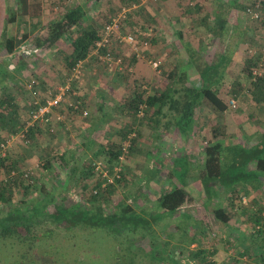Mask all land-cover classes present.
<instances>
[{
  "label": "rangeland",
  "instance_id": "374dc122",
  "mask_svg": "<svg viewBox=\"0 0 264 264\" xmlns=\"http://www.w3.org/2000/svg\"><path fill=\"white\" fill-rule=\"evenodd\" d=\"M37 1L38 0L31 1L33 7V11H31V13L35 16H38V13L42 12V16H45V25L48 26V24L58 20L61 17V13L66 11V8L72 7L76 4L75 2H86L87 0H41L45 5L44 9L38 7L42 3H37ZM121 1L122 0H96L95 4H93L94 15L97 21L96 23L101 29V33L104 26L113 17L120 16L122 22V31L127 34H134L137 37L139 43L142 44L147 42L149 46L148 48L142 49L140 57L138 58L129 46L114 43L113 51L117 52L123 57L124 64L126 66V70L124 72H112L94 58L88 63L90 65L93 63L94 65H98V67L95 68L97 69L96 73L91 75L94 78L92 81H94L96 87L101 88V85L108 86L110 83H113V79L121 84V89H118L116 92H114V96L117 97V99L119 98L121 103L119 104V108L122 110L124 118L128 121V125L126 124L127 121L125 123H118L111 119L109 121L107 118L106 123L103 124L105 134L106 132H109L108 135L111 134L112 137L120 138L121 143L126 139V133L130 134V132L135 131L137 134V138L133 141L132 151L128 154V156H126V160L124 161L122 167L123 177L119 183L115 184V189L111 191L112 196L110 207L113 208L115 205L126 201L130 203V206H134V209L136 210H150L151 207L154 206V202L158 199L160 193H162L167 188H171L172 186H179L177 179L181 177L185 171V166L179 163L178 168L176 169L175 163L178 161V159L186 157L191 169L186 190L193 196L195 201L191 206H186L185 212H187L188 215L193 218L194 224L192 223L190 227L194 229H192L195 231V233L193 232V237H195L197 241L195 242L193 248L191 244H188L189 241H185L187 244H185V248L182 250V253H180L179 264H203L201 259L205 257H207L208 261L213 262V255L215 254V252H213V248L215 243L219 242V235L216 233L217 229L214 228L216 223H213L215 222L212 216L214 211L222 207L228 215L231 217H237L238 211H240V209H244L250 205V199L245 193V189L234 193H225L223 191H219L217 197H213L212 200H209L207 205L206 200L201 199L199 169L204 166V151L213 140L214 128L217 127L219 129L220 135L225 134L226 141L232 140L233 136L231 135L235 134V131L233 130H236L235 125L241 124L243 126L242 130L246 128L245 123L249 122V115L255 110V107L253 103L248 101L249 96H247L248 99L245 100L240 98L239 101H243L244 106H241V104L238 102V105H240L242 108L240 109L238 107V114L233 113L234 116H238L236 119L237 122L235 124V122H233L232 118L230 117V115H232L230 112L222 116V114H219L213 110H208L209 108L205 106L204 109H200L196 112L195 128L192 132V136L189 138H185L174 126H166L169 118L165 119V124L162 122L164 125L163 127L160 123L159 128L155 129L156 124L151 122L152 112L147 115V112L142 110L144 114L143 116H140V114H138L136 117L131 116L128 107L130 96L133 94L134 90H136V83L142 84V89L148 94L164 91L171 84H174L177 88L182 86L179 79L182 73H185V15H183V12L185 11V7L188 5L190 0H139L130 7L126 4L123 5ZM199 1L200 3H205V0ZM240 1H242L241 3H245V6L249 3V0ZM0 2L2 3V0H0ZM141 9L142 11H140ZM124 11L126 12L125 17H123ZM4 13V5L2 3L0 5V41L2 33L4 31L7 32L9 29V25L7 28V23L4 21ZM240 24L241 31L244 32L245 29V33H248V37L245 39L247 42L244 43L245 49L243 51L245 66L243 65L244 67L241 68L240 71L243 74V78H245L246 83L253 84L250 73L251 69L254 67L253 65H255V61L250 57L251 55H249L248 47H254L258 49L259 44L262 42V40H264V25H262V22L255 23L254 21H251L245 15H242V21ZM18 27V31H16V27L13 30L14 35H21L20 33L23 35L26 28L22 32L23 25L19 24ZM32 30L33 29H30V31H28L26 34H31ZM35 36L36 34L33 33L30 36L31 41L27 42L26 44L32 42L33 45H35L37 42V39L34 41ZM196 37L199 36L195 35V38ZM61 48L62 50H60V52L59 50H55L53 52L49 51L50 49L52 50V48L49 49L47 47L45 61L42 60L44 58H38L32 62L25 61V67L15 74L16 79H14V81L16 82L13 84L12 82L7 81L6 86L3 87L4 89H0V95H13L15 92L19 109L23 107L25 110L23 115H28L29 117L31 95L26 89L28 83L35 80L41 90V95L43 97L44 95L50 97L56 95L59 87L67 83L69 80L70 74L67 72L64 66L63 58L64 56L69 55L72 52V49L69 43L66 45L65 43L62 44ZM7 55L8 54H6V52H0V61H3V57ZM151 61H160V67L158 69H154L150 64ZM41 66L43 71L46 73H44V77H41L42 74L37 72L38 68ZM190 76L193 81L189 83V86L199 84V82L196 81L195 75L192 74ZM44 78L51 80H53L52 78H55L53 81H56V84L48 85L46 84ZM82 79L83 78L72 83V92H70L68 95L70 99H84L82 93L83 89L79 86V84L82 82ZM107 88L108 91H111L110 86ZM73 93H75V95ZM227 102L230 105V102ZM262 107L264 108L263 105ZM114 108L117 109L116 106ZM111 112L112 110H109L110 114ZM126 115H128V117H126ZM94 119H96L95 114ZM131 121L134 123L130 124ZM108 122H111V125H109ZM250 122L253 123V121ZM106 126L108 127L106 128ZM165 128L167 134H164V136H160V132L156 131H165ZM22 130L23 129H20L15 134V138L13 140L10 139L9 135H6L4 132L0 131V136L4 138V143L7 144L6 154L12 161L18 160L20 165L19 171H33L38 187H43L45 189L44 195L52 189V186H56L58 179H60L62 184L59 185L60 188L58 191V195L60 197L58 196L59 199L57 203L59 205L61 204V197L64 198L67 195H72L74 199L77 197L76 195L81 194L82 187L76 182L79 172L77 177H74L75 179L68 180L64 173V169H67L65 167L66 164L60 160V156L52 153V151L49 155L46 153V155H43V149L38 148V146H40L39 139L34 137L32 138L31 136L28 138L30 143H26V141L18 136ZM45 131H47V129H45ZM236 139L242 145H247L248 143L250 144L249 140H244V138L242 139L240 136L236 137ZM155 144H159V146L162 147L161 150L164 149V151L167 153L166 155L160 154V156L165 160V168L162 170V172L165 174V177L159 180V186L153 185V187L150 185H145V183L146 179L149 177V175H151V167L149 166L157 159V154H153L152 150L150 149L156 146ZM114 145L115 146H110V148L117 150L119 146L121 147V144ZM81 158L83 162L86 161L84 162L85 164H87V161L93 163L95 161L101 160L104 163H107L108 160V157H105L104 154L97 155V157L92 159H87V155H84ZM78 162L82 164V161ZM47 163L51 164V169L46 168ZM54 164L57 166H54ZM77 166L79 165L75 163L74 167ZM6 172L7 171L4 168L0 167V182L8 178ZM175 173H177L178 176L175 175ZM95 177L96 176L91 175L90 178L87 179L90 186L95 184ZM33 190L35 191L36 188H32V191ZM34 191L32 196L36 197L38 192L34 193ZM140 195L144 197L140 198ZM22 197L23 189L17 188L15 190V199L20 201ZM71 199L72 198L67 200L73 201V199ZM132 201L134 202V205ZM49 211L52 212L53 209L49 208ZM261 214L258 218L259 220L254 223L252 231H255L254 235H262L264 237V233H261L260 230H257V227L264 223V214ZM238 220L241 219L237 217V221ZM42 228L44 230L47 227ZM147 229V226H142L138 234L134 236L132 240H141L140 236L142 235H145L146 238L149 237V231H147ZM59 232L60 233H58V236H56L58 237V240L52 241L53 243L51 245H54L52 247L53 249L59 247L58 242L61 241V239L65 236L64 230H59ZM79 232V236L69 235L65 240L69 239V242H76V237L82 240L89 238L90 241L83 245L85 246V253L82 254V264L150 263L148 258L150 249L149 245L145 243L146 241L139 243L141 246H133L130 244L131 240H124L127 237H121V233V235H118L110 232V230L99 229L94 232L92 231L90 236H87L89 232L88 230ZM161 234L166 236L168 235V231H165V233H160L157 231V233H154V236H160ZM0 245L2 250L3 248L8 250L9 256L14 255V253L19 249L28 250L31 248L36 250V252L42 256V263L40 264H61L60 262H62V260L66 264H75L76 261L74 257L72 258L70 254H67L69 252L67 250H60L55 253V251L50 249L48 246L38 247L36 245L35 247H32L31 244H26L25 246H13L10 244V241H8V243L5 245ZM229 246L227 248L228 250H226V254H228L231 249H234L232 248V245ZM160 249L162 250L160 251L161 254L166 255L167 252L162 248ZM230 259L232 260L234 258ZM234 261L237 262L236 259ZM237 263H239V260ZM171 264L178 263L174 262Z\"/></svg>",
  "mask_w": 264,
  "mask_h": 264
},
{
  "label": "trees",
  "instance_id": "16d2710c",
  "mask_svg": "<svg viewBox=\"0 0 264 264\" xmlns=\"http://www.w3.org/2000/svg\"><path fill=\"white\" fill-rule=\"evenodd\" d=\"M138 1L122 0L121 3L130 7ZM229 1L231 2L230 5L238 10L244 8L240 0ZM189 3L185 7L183 15L186 13L194 16L200 11L198 1L190 0ZM14 5L16 8H13L14 11L10 14L9 29L0 41V52H6L8 55H18L19 59L14 63L15 68L13 70L10 69L7 62L0 61V89L6 86L7 81H14L13 72L22 70L25 67L26 58L31 56L23 53H20L19 56L28 34H23V37L19 39L13 33L18 15H26L31 2L30 0H16ZM85 16L86 12L83 7L73 6V8L61 13L58 20L48 24L45 27L46 31L41 34L35 44L37 48L48 47L50 49L69 43L72 52L63 58L69 76H71L72 69L77 63L86 60L90 56L96 42L100 39L101 29L97 25L88 24ZM261 22L264 25V18ZM34 30H37L36 26ZM93 58L96 59L91 57L90 60ZM179 80L182 84L180 88H175L174 84H171L164 91L154 94H148L142 89V84L136 83V90L130 96L128 107L131 116L136 117L141 110H145L147 115L152 112L151 122L160 124L159 119L166 117L165 110L167 109L170 116L166 126H174L180 134L185 138H189L195 128L196 112L204 104L209 105L217 113H224L228 110L226 103L213 88L215 84L212 73L201 74V83L197 85L189 86L187 73H182ZM259 87L264 88V86ZM260 99L259 97L258 100L260 101ZM17 110L18 107L14 103L12 95H0V131L6 135H14L22 129L21 123H18L19 121L14 117L15 114L17 117ZM128 135L126 133L125 137ZM225 140V134L220 135L219 129L215 127L213 140L204 151V166L202 170L200 169L199 182L201 199L206 200L207 205L209 200L217 197L219 191L225 193L241 191L243 190L242 186L246 184H259L261 177L264 175V143L260 144L258 148L247 151L240 145L231 147L225 145ZM2 143H4V138L0 136V145ZM110 150L107 163H104L107 167L118 165L119 157L122 155L120 146L117 150ZM131 151L132 147L129 153ZM10 160L7 154L5 157L0 156V167L4 168L8 175L7 179L0 182V244L5 245L10 241L13 246H25L26 244H31L32 247L36 245L38 247L48 246L55 253L60 250H67L69 251L67 254L75 258V264H82V254L85 253V246L83 245L90 240L87 237L86 240L76 237V242H69V239L65 240L69 235L79 236V231L88 230L90 233L88 232L87 236H90L92 231L106 229L118 235L122 234L121 237H127L124 239L126 241L128 239L132 241V238L138 234L142 226H147L148 236L153 235L151 233L152 225H150L152 223L148 218L140 215L138 211L141 209L136 210L134 206L124 202L115 205L113 208L110 207L111 191L115 189V184L121 180H117L115 184L108 186L106 189L101 188L100 179H96V183L90 186L87 179L91 175L95 176L96 173L93 163L90 161L85 164L86 161L83 162L80 159L82 167L73 166L71 168L68 166L66 173L70 179H75L74 177H77L79 172L76 182L81 185L82 191L74 199L72 195L61 197V204L59 205L57 203L60 197L58 191L59 185L62 184L60 179H58L56 186H52V189L44 195L45 189L43 187H38L37 184L31 185L25 177L26 172L19 171L18 160H11L12 162ZM253 162H255V170L250 172L247 169ZM181 164L185 165V173L177 180L182 185V181L189 174L190 164L186 157ZM178 165V163H175L176 169ZM46 168L51 169V164L47 163ZM13 172L15 173L14 176H12ZM121 175L123 177L122 172ZM175 175L178 176L177 173ZM181 185L167 188L160 194L156 204V209L160 212L157 218L153 217L155 223L163 220L162 215L164 213L176 217L185 210L186 206H191L195 201L193 196L185 189L186 186L184 188ZM17 188L23 189V197L20 201L15 199ZM32 188H36L35 191L33 190L34 193L38 192L36 197L32 196ZM94 190H98V193L93 194ZM70 198L73 201L67 200ZM49 208H52L53 211H49ZM145 210L143 209V211ZM214 217L224 226H227L230 220L222 207L214 211ZM184 220L186 227L192 225V223L194 224L193 218L187 212H185ZM42 227L47 228L43 230ZM59 230H64L65 236L58 242L59 247L53 249L54 245L51 244L52 241L58 240L56 236L60 233ZM143 238H146L145 235L140 236L141 242ZM185 238L189 240L188 244L196 242L191 237L190 241L187 233H185ZM160 251L162 250H155L153 257L161 254ZM0 262V264H40L42 263V256L31 248L28 250L19 249L14 255L9 256L8 250L0 248ZM201 262L203 264H214L208 261L207 257L202 258ZM60 263L66 264L63 260Z\"/></svg>",
  "mask_w": 264,
  "mask_h": 264
},
{
  "label": "crops",
  "instance_id": "0c3cea01",
  "mask_svg": "<svg viewBox=\"0 0 264 264\" xmlns=\"http://www.w3.org/2000/svg\"><path fill=\"white\" fill-rule=\"evenodd\" d=\"M15 1L16 0H2L5 11L4 21L7 23V28L9 25L8 22L10 14L12 11H14L13 8H16L14 5ZM31 1L33 0H30V2ZM40 2L42 4H40L38 7L44 9L45 5L43 2L41 0L37 1V3ZM95 2L96 0H87L86 2H75L76 4L73 5L84 8L86 12V22L91 25H98L96 23L97 21L93 9V4H95ZM229 2V0H205V3H200L198 0L200 11H198L197 14L192 16L185 13V73L188 75L189 83L193 81L190 76L193 74L195 75L196 81L199 82V84L201 83V74L209 72L214 75L215 85L213 88L218 96L228 106V110L226 112L219 114H222L223 116L224 114L230 112L232 114L230 117L232 118L233 122H235V124L237 122L236 119L238 116H234L233 113L238 114V107L240 109L242 108L240 105H238V102L241 104V106H244L243 101L239 100L240 98L242 100L248 99L247 96H249L248 101L253 103L255 110L250 113L248 119L249 122L245 123L246 128L243 129L244 131L242 130L243 126L241 124L235 125L236 130L233 129L235 134L231 135L233 136V139L229 141L225 140V145H229L230 147L240 145L247 151H251L255 148H258L260 144L264 143V108L262 107V105L264 106V101H262V99H264V88L259 87L264 86V84L253 83V85L250 83V85L246 83V80L243 78V74L240 71V69L245 66L243 51L245 49L244 43L247 42L245 39L248 37V33H245V29L244 32L241 31L240 24L242 21V15H245V3H242L244 4V8L238 10L234 6L230 5L231 2ZM2 3L0 2V5ZM73 6L66 8L65 10L67 11L68 9L73 8ZM31 11H33L32 4L28 8L26 15H18L16 23V31H18L19 24L23 25L22 32L26 28L23 34H26L28 31H30V29H33L32 33L28 34L29 37L27 38L26 42L31 41L30 36L33 33L36 34L34 41L35 39H39L41 34L45 32L46 27L44 20L45 16H42V12L38 13V16H35L31 13ZM35 26L37 27V30H34ZM5 32L6 31L2 33L1 39L3 38ZM20 34L21 35L16 34V37L19 39L23 37L22 33ZM195 35H198L199 37L195 38ZM25 43L21 50L24 48L33 50V47H35L32 42L26 45ZM66 44L67 43H65V45ZM59 46L60 45L53 47L52 50L50 49L49 51L54 52L55 50H59L60 52L62 48ZM38 49H40V53L33 54L26 58V62H32L38 58H44L42 60L45 61L47 52L46 48L41 47ZM20 53L21 52H19V56L21 55ZM3 58L5 62L8 64L10 63L11 70L15 68L14 63L19 59L18 55H7ZM88 63L89 62L85 64L83 71L82 78L84 80L82 79V82L79 84V86L83 89L82 93L84 99L82 101L84 103V109L89 112V116L85 118L80 112L69 110L63 105L62 107L54 110L50 126L31 129L29 133V137L32 136V138L34 137L39 139L40 146H38V148L43 149V155H49L52 151V153L60 156V160L66 164L65 167L67 169L68 166L73 167L75 163L82 167V164L78 161H80V159H82L81 157L84 155H87V159L95 158L100 154H104L105 157H108V154L111 151L110 149H112L110 146H115L114 144L120 145L121 141L120 138L112 137L111 134L108 135L109 132H106L105 134L103 124L106 123L107 118L109 121L111 119L118 123H125L127 121L122 114V110L119 108V104H121L119 98L117 99V97L114 96V92H116L118 89H121V84L113 79V83H110L108 86L101 85V88L96 87V84L94 81H92L94 78L91 75L96 73L97 69L95 68H97L98 65H94V63L90 65ZM17 72L18 71L13 72L14 79H16L15 74ZM37 72H40V74H42L41 77H44L43 75L45 71H43L42 66L38 68ZM96 76L98 77L97 74ZM52 79L55 80V78ZM44 80L48 85L56 84V81L51 79L44 78ZM12 83L14 84L15 82L13 81ZM109 86L111 91H108L107 87ZM175 88L177 87L175 86ZM12 96L14 98V103L18 107L17 96L15 95V92ZM259 97L261 98L260 101L258 100ZM43 98L45 99L48 97L44 95ZM227 101L230 102V105ZM115 106L117 109L114 108ZM205 106L209 108L208 110H212L207 104H204L201 110L204 109ZM109 110H112L111 114L109 113ZM17 111V117L16 114L14 117L17 118V121H19L18 123H21L20 125H22L21 127L23 129L29 122V117L28 115H23L25 111L23 107L20 109L18 107ZM165 113L166 117H161L159 119L161 121L162 127L164 126L162 122L165 124V119L170 116V113L167 111V109L165 110ZM94 114L96 119H94ZM126 117H128V115H126ZM250 121H253V123ZM133 123V121L130 122V124ZM108 124L111 125V122H108ZM126 124L128 125V121ZM155 124V129H158L159 124L156 122ZM107 127L108 126H106V128ZM45 129H47V131H45ZM156 131L160 132V136L167 134L166 128L165 131ZM238 136L242 137V139L244 138V140H249L250 144L248 143L247 145H242L236 139ZM9 137L15 138V134H11ZM155 145V148L152 147L150 149L152 150L153 154H157V159L149 166L151 167V175H149L145 183V185L150 186H159V180L165 177L164 172H162V170L165 168V160L160 156V154L166 155L167 152L164 151V149L161 150L162 147L159 146V144ZM183 159V157L178 159L176 163L179 164L183 162ZM54 166L57 165L54 164ZM64 170L66 178L70 180L66 173L67 170ZM247 170L250 172L254 171L255 162H253ZM190 172L191 169H189L187 178H184L182 181V185L179 184L184 186V188L185 186L187 188ZM184 173L185 171L183 172V175ZM242 188L245 189V193L250 199V205L238 211L237 217H239L241 220L237 221L236 216L231 217L225 211L230 220L227 226H224L215 219L214 214L212 215L215 221L213 223H216L214 228L217 229L216 233L219 235V242L215 243L213 248V252H215L213 255L214 264H264V237L262 235H254L255 231H252L254 223L259 220L258 218L260 214H264V175L261 177L259 184H246L242 186ZM140 196V198L144 197L142 195ZM157 201L158 199L154 202V206H152L150 210L146 209L143 211V209H141L138 211L141 216L150 219L152 223L151 233L153 235L143 238L145 240H142L143 242L146 241L145 243L149 245L150 253L148 258L150 263L148 264H171L174 262L179 264L180 253H182V250L185 248V244H187L185 241H189L185 238V233L188 234L189 239L191 237V239H195L197 241V239L193 237L195 231H193L194 229L190 227V225L187 227L185 226V210L176 215V217H172L164 213L162 215L163 220L155 223L153 221V217L156 215L157 218L160 212L158 209H156ZM124 203L130 204L126 201ZM157 231L160 233H165V231H168V235L164 236L161 234L160 236H154V233H157ZM139 243L142 242L140 240L130 241V244L133 246H141ZM228 244L232 245V248L234 249H231L229 253L226 254V250H228L227 248L229 246ZM194 245L195 243L191 244L192 248ZM160 248L167 252L166 255L158 254L156 257H153L154 251ZM230 258L234 259L231 260ZM235 259L237 262L239 260V263L234 261Z\"/></svg>",
  "mask_w": 264,
  "mask_h": 264
},
{
  "label": "built area",
  "instance_id": "2783aa9c",
  "mask_svg": "<svg viewBox=\"0 0 264 264\" xmlns=\"http://www.w3.org/2000/svg\"><path fill=\"white\" fill-rule=\"evenodd\" d=\"M245 15L255 23H260L264 18V0H249V3L245 6ZM126 12L124 11L123 17H125ZM114 43L120 45L129 46L134 54L139 58L140 53L143 48H148L149 44L139 43L137 37L134 34H127L122 31L121 17H113L103 28L100 35V39L96 42L95 48L91 52L90 56L84 60L77 63V65L72 69L71 76L67 83L59 87L56 95L50 96L48 98H43L41 95V90L38 83L33 80L27 84L26 89L31 95L30 111H29V122L19 133L26 143L29 141V133L31 129L38 127L50 126L52 114L55 109L62 107L63 105L69 109L76 112H80L83 117H88L89 112L84 109V103L81 99H70L69 93L72 92V83L83 77V71L85 64L90 61L91 57H95L100 63H102L107 69L112 72H124L126 66L124 64L123 57L117 52L113 51ZM30 47V46H29ZM28 48V47H27ZM31 48V47H30ZM248 52L250 57L254 59L255 66L251 69V81L254 84H259L264 82V40L259 44L258 49L254 47H248ZM21 53L26 55L39 54L40 49L33 47L31 49H22ZM150 64L154 69H158L161 65L160 61H151ZM1 93V90H0ZM75 95V93H73ZM234 106V104H233ZM140 116H143L142 110L139 112ZM17 136V135H16ZM135 131L130 132L126 139L121 143L122 155L119 157V164L113 167H107L104 162L95 161L93 166L95 169L96 179H100L102 189H106L108 186L113 185L117 180L122 179L121 172H123L122 167L126 156H128L129 151L133 145V141L137 138ZM13 140V137H10ZM6 143L0 145V156L5 157L6 155ZM26 172L25 177L29 180L31 185H35L36 178L34 177V172L31 170ZM15 173H12L14 176ZM98 190H94L93 194H97ZM257 230L264 233V223L257 227Z\"/></svg>",
  "mask_w": 264,
  "mask_h": 264
}]
</instances>
